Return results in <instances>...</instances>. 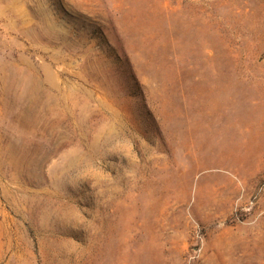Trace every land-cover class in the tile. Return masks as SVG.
I'll return each mask as SVG.
<instances>
[{"label":"rangeland","instance_id":"rangeland-1","mask_svg":"<svg viewBox=\"0 0 264 264\" xmlns=\"http://www.w3.org/2000/svg\"><path fill=\"white\" fill-rule=\"evenodd\" d=\"M0 264H264V0H0Z\"/></svg>","mask_w":264,"mask_h":264}]
</instances>
